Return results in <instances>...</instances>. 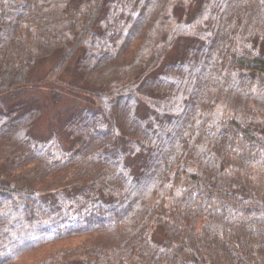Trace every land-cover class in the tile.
Here are the masks:
<instances>
[{"label": "trees", "instance_id": "16d2710c", "mask_svg": "<svg viewBox=\"0 0 264 264\" xmlns=\"http://www.w3.org/2000/svg\"><path fill=\"white\" fill-rule=\"evenodd\" d=\"M47 58L50 96L85 103L38 131ZM20 258L264 264V0H0V264Z\"/></svg>", "mask_w": 264, "mask_h": 264}, {"label": "rangeland", "instance_id": "374dc122", "mask_svg": "<svg viewBox=\"0 0 264 264\" xmlns=\"http://www.w3.org/2000/svg\"><path fill=\"white\" fill-rule=\"evenodd\" d=\"M53 59L47 58L43 64L38 68L37 73H35L34 77L35 80L33 83H31L30 86H28V92L33 94H39L38 97L41 101V105L43 107V113L38 118V120L35 123V127L38 131H45L47 130L53 121H55L57 118L58 112L60 113L61 109L66 108L68 105H74V104H84L85 103V96H81L77 94L75 91L71 89H67L66 86H63L59 81L55 83V85L61 86L59 93L60 98L54 99L52 96H50V83L53 81L57 74L51 76L50 78H47V80L43 77H37L42 76L48 69L52 67ZM67 79L70 80L71 77L66 75ZM65 76V77H66ZM61 77V75H60ZM59 79V78H58ZM47 81V82H46ZM24 88V87H23ZM22 88V89H23ZM26 257H32L33 259L36 257V255L32 253L24 254ZM20 260H23V262H20ZM14 264H25L24 258H20L19 260L15 261Z\"/></svg>", "mask_w": 264, "mask_h": 264}]
</instances>
